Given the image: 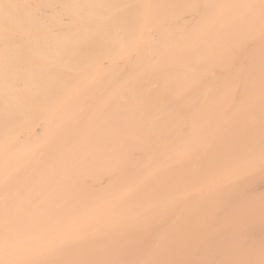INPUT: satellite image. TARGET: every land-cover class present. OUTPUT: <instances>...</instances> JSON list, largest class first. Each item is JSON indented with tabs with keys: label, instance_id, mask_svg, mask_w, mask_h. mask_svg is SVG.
<instances>
[{
	"label": "bare ground",
	"instance_id": "1",
	"mask_svg": "<svg viewBox=\"0 0 264 264\" xmlns=\"http://www.w3.org/2000/svg\"><path fill=\"white\" fill-rule=\"evenodd\" d=\"M262 0H0V264H264Z\"/></svg>",
	"mask_w": 264,
	"mask_h": 264
},
{
	"label": "snow or ice",
	"instance_id": "2",
	"mask_svg": "<svg viewBox=\"0 0 264 264\" xmlns=\"http://www.w3.org/2000/svg\"><path fill=\"white\" fill-rule=\"evenodd\" d=\"M261 9H262V12H264V0H262L261 2Z\"/></svg>",
	"mask_w": 264,
	"mask_h": 264
}]
</instances>
